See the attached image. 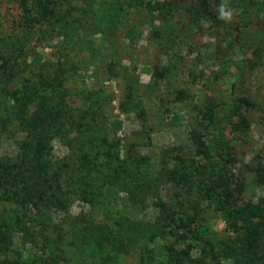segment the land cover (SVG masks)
<instances>
[{"label": "rangeland", "instance_id": "obj_1", "mask_svg": "<svg viewBox=\"0 0 264 264\" xmlns=\"http://www.w3.org/2000/svg\"><path fill=\"white\" fill-rule=\"evenodd\" d=\"M57 4V14L49 23L29 30L22 26L18 0H0L1 29L8 38L4 51H14L22 41L29 64L24 77L45 72L54 86L61 84L57 89L74 119L66 121L51 142L50 159L56 168L78 157L79 146L94 136L118 142L121 158L148 156L156 170L164 152L178 148L173 154L182 155L188 169L194 170L191 134L198 129L210 146H215L217 136L226 137L227 172L232 180L245 184L239 197L264 205V186L256 177L258 170L264 171V0H215L217 8L223 5L232 13L226 20L236 45L232 59L224 33L217 29L204 0H57ZM108 5H122L126 14L100 28V9ZM24 84V79L17 80L10 91ZM240 96L254 106L237 110L234 98ZM12 104H5L7 110ZM215 104V123L205 127L203 116ZM34 110L32 104L30 115ZM87 125L92 128L87 130ZM25 139L21 119L4 125L0 121V160L20 161L26 156ZM64 189L71 215H94L102 221L118 210L128 211L125 194L114 188L93 203L72 196L67 185ZM176 191L173 185H164L161 196L171 202ZM157 210L151 204L133 213L154 219ZM54 216L61 221L66 213L58 211ZM210 223L219 236L225 232L220 216ZM164 244H156L157 261L162 260ZM15 247L33 252L19 237ZM134 261L126 258L123 264ZM64 264L101 261L96 254H74Z\"/></svg>", "mask_w": 264, "mask_h": 264}, {"label": "trees", "instance_id": "obj_2", "mask_svg": "<svg viewBox=\"0 0 264 264\" xmlns=\"http://www.w3.org/2000/svg\"><path fill=\"white\" fill-rule=\"evenodd\" d=\"M18 3L22 26L29 30L46 25L57 14V0ZM204 3L217 29L223 31L232 59L236 45L226 20L219 18L215 0ZM124 13L122 5L101 8L100 28L115 24L114 18ZM7 42L0 24V110L7 112L6 116L0 114V121L4 125V121L22 120L26 133L22 146L29 151L20 161L0 160V264H64L74 254H96L101 264H123L133 257L131 264H264V205L239 197L245 184L232 180L227 172L229 161L223 151L229 144L224 135L217 136L215 146H210L204 132L192 131L194 170L188 169L182 155L173 154L178 148L166 150L156 170L148 156L121 158L116 151L118 142L101 137L98 146L94 136L79 146L78 157L56 168L50 159L51 142L66 121L73 119L57 89L61 84L54 86L45 72L33 73L35 78L24 77L29 67L26 45L19 41L14 51L6 52ZM22 79L23 87L10 91L11 85ZM10 101L15 104L7 110L5 104ZM234 101L239 111L254 106L246 97ZM32 104L35 110L30 115ZM217 107H207L205 127L215 123ZM79 127L84 126L79 123ZM256 177L264 186V171L258 170ZM65 185L72 196L88 203L114 188L125 194L128 211L118 210L102 221L94 215H71ZM164 185L177 188L171 202L161 196ZM151 204L158 209L154 219L133 213ZM58 211L66 213L61 221L55 220ZM218 216L226 223L220 236L210 223ZM17 237L31 245L33 252L17 249ZM159 241L165 244L162 260L157 261Z\"/></svg>", "mask_w": 264, "mask_h": 264}, {"label": "clouds", "instance_id": "obj_3", "mask_svg": "<svg viewBox=\"0 0 264 264\" xmlns=\"http://www.w3.org/2000/svg\"><path fill=\"white\" fill-rule=\"evenodd\" d=\"M219 18L221 20H230L232 17V13L230 11H227L225 6L221 5L219 7Z\"/></svg>", "mask_w": 264, "mask_h": 264}]
</instances>
